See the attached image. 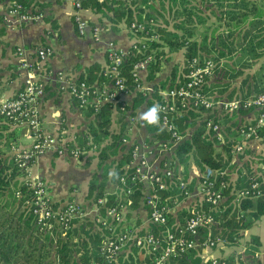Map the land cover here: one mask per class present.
<instances>
[{"label": "built area", "instance_id": "1", "mask_svg": "<svg viewBox=\"0 0 264 264\" xmlns=\"http://www.w3.org/2000/svg\"><path fill=\"white\" fill-rule=\"evenodd\" d=\"M74 8V21L79 34L84 35L88 29L92 31L93 38L96 41H102V29L98 25H91L85 19L81 10L84 0H68ZM22 5L16 1L11 3L9 13L14 16L16 22L30 21L42 18L41 12L34 13L29 10H22ZM151 19L149 22L133 19L129 24V30L133 35L132 46L138 48L148 47L146 42L150 40H159L158 29ZM105 51L108 58V64L105 67L106 79L102 83L88 82L85 78L69 76L59 71L56 79L61 86L67 89L73 95L80 109L91 106L94 109V115L105 104H111L113 108L125 114L128 134L133 133L141 119L137 113V107H146L147 113L151 108L156 109L159 117L155 121L161 127L165 128L170 136L161 137L157 132L149 135L142 140L132 141V157L126 165L127 171L123 173L118 181V192L129 194L132 192L130 184H141L143 191L142 200L147 209V224H138L132 222L124 214L125 202H119L109 206L106 214L101 213L100 208L106 204L107 196H101L97 200L92 199L90 205L69 200L64 203L55 202L49 194L48 185L38 177H32L30 166L34 158L44 152H57L61 155H69L81 159L83 156L95 153L98 149V143L92 139L91 135H85L82 143L77 142L76 138L68 139L64 134H51L46 132L42 126L40 104L45 95V82L42 80L45 64L44 60L53 53L49 46H40L36 49L37 60L31 61L23 59L20 68L27 71L23 86L12 96H6L0 99V114L10 117L14 124L24 126L28 129L27 133L31 137V144L23 148H16L14 152L15 160L19 168L25 175L22 181L29 186L31 197L28 199L32 213L35 216L36 223L40 227L51 228L54 223L62 224L65 228L72 225V220H86L90 213L95 214V222L101 223L107 230L101 243V254L106 261L103 264H113L118 260L120 254L131 252L132 246L138 248V255L143 259L147 254L153 256L151 264H176L174 260L186 255L190 250L204 247H213L222 242L223 238L213 230L209 229L208 236L204 237L201 233V227H212L216 223L213 214L205 210H198L189 217H186L183 223L168 225V213L175 212L178 207L188 199L193 190L189 188L192 178H185L184 174L176 173V167L179 166L178 158H175V149L180 142L189 136V131H180L171 116L178 112L179 103L183 108L188 106H202L207 112H214L213 115L206 113L203 118L207 129L213 132L221 142L227 141L223 121L218 117L224 113L239 111L241 108L258 109L257 120L253 123H242L238 125V136L233 145L232 152L237 155L244 151V140L253 136H258L262 127H264V92L249 96L247 98L235 97L232 99H214L204 92L205 84L213 74L214 62L210 56L201 58L195 56L186 60V79L170 85L159 88L161 101H155L154 105L148 106L147 100L136 108L134 106L135 93L140 92L142 96H148L153 90L152 84L141 81V73L145 71L153 53H148L143 58L137 60L133 67L132 77L136 82L133 88L127 83V76L121 67L123 60L130 52L129 49L121 48L117 43L110 39L105 40ZM25 47H18V53L23 55ZM121 123V122H120ZM137 134L138 132H134ZM160 136V137H159ZM125 142L127 138H122ZM230 140V139H229ZM99 151V150H98ZM227 172L226 169L221 171ZM213 170L207 168L204 172L198 174V185L196 192L199 195L198 202L211 203L214 207L218 206L224 199L222 188L227 185V181H222L216 188L213 180ZM264 177V171L262 172ZM130 183V184H129ZM260 181L254 180L252 188H256L257 194H261L258 189ZM179 188L183 198L178 196L174 198V204L170 197L164 199L159 194L160 190ZM249 189L240 191L239 196L248 194ZM170 200V201H169ZM93 205V206H92ZM156 226L167 224L163 232H154L151 225ZM212 230V232H211ZM203 236V237H202ZM206 261L210 264H230L225 258L207 257ZM93 264H102L99 261Z\"/></svg>", "mask_w": 264, "mask_h": 264}, {"label": "trees", "instance_id": "2", "mask_svg": "<svg viewBox=\"0 0 264 264\" xmlns=\"http://www.w3.org/2000/svg\"><path fill=\"white\" fill-rule=\"evenodd\" d=\"M14 1L22 5V10L28 8L26 0ZM127 1L129 0H124V2L122 0L118 1L121 3H118V13H120V16L126 18L127 23H130L133 19L149 22L152 17L157 18V15L163 17L161 9L164 7V0L161 1L162 8H156L149 3V9L153 12H149L146 14L147 16H143L141 13L142 8H139L140 4L134 7L133 4H136V1ZM144 1L149 2L150 0ZM171 1L176 2L177 0ZM235 1L237 2L231 5L234 7L227 11L230 14V19L233 21L236 19L233 26L253 28V25H255L256 28V31L253 28L252 31L254 32L252 33L251 29L246 28L243 34L239 36L237 44V47L241 50L239 59L244 60L248 64H254V60L264 55V0H259V2L258 0ZM87 2L97 9L106 4L104 0H84V4ZM235 7H238V9L236 10ZM170 8L172 7L170 6ZM191 13L188 16L190 22L192 21V18H190ZM164 20L168 22L166 18ZM182 21L184 22V20ZM182 21L175 23L174 27L185 28L184 33H180L175 29H168L166 24L158 23L156 27L158 29L159 40L146 42L148 46L146 48H142L141 46L134 48L132 44L129 46L130 52L123 60L121 67L128 78L127 83L133 89L136 85L132 77L135 62L148 53H153V58L150 60L145 71L141 73L140 78L142 82L152 84L153 90L148 96H142L140 92L135 93L133 100L135 108L146 100L149 104L148 106L154 105L156 100L161 101L159 88H165L168 85L172 87L177 82V79L180 81L186 79L187 68L184 65L180 73L178 67H173L166 78L161 80L158 78V74L162 69L161 63L163 58L171 60V57H173V55H169V52L183 50L184 64H186L185 62L188 58L195 56L205 57L199 52L201 44H198L199 42L195 39H190L193 31L192 28L195 25L191 24L192 26L186 27ZM164 44L168 46V52H166ZM234 49L235 47H232L231 50ZM219 56H224V53L221 52ZM81 78H85L88 82L100 84L106 79L105 67L96 62L87 69L86 73H82ZM207 85L208 83L206 82L204 92L214 99L219 98V96L213 95V89L215 88L221 96L226 87L222 84H214L215 87ZM257 91L259 93L264 92V87ZM206 110L208 109L195 105L182 109L179 103L178 112L171 114L180 131L191 128L189 136L183 142H180L175 149V158H178L180 166V168L179 166L176 167V173L184 174V177L187 179L190 174L191 168L189 165L192 160H195L194 162L201 172H204L207 168L212 169L214 173L212 178L215 181L216 188L220 186L222 181H227V185L222 188L224 199L216 207L209 202L202 201L201 204L198 203L195 206L194 211H192V207L186 208L181 204L182 207H178L175 212L168 213L167 224L173 226L177 223H183L186 217H189L198 210H205L213 214L217 222L210 228L201 227L202 235L204 237L208 236L209 229H212L213 234L218 233L225 241L237 243L239 238L245 235V230L264 214V177L260 170L257 168L255 170L253 167L240 171V176L236 180L230 179L228 171L221 172L234 159L235 155L232 149L238 133L231 129L228 130L227 142L222 144L225 151L221 152L218 148L217 139L213 137V132L207 129L205 120H203L205 116L208 114L213 115L214 112H207ZM180 112L181 114H179ZM236 112H228L224 116H232ZM86 113L94 115V109L89 106ZM206 113L208 114L206 115ZM156 115L157 117L160 116L159 113H156ZM94 117L95 119L90 121L86 130L87 132H82L81 136H85V134L91 135L95 142L102 144L98 153L100 165L108 158L117 156L113 160L116 164H114V171L111 176L118 183L121 175L127 171L126 165L132 157L131 148L134 143L132 144L131 137L127 133L126 124L128 121H124V118H126L125 114L113 108L111 104L102 106ZM218 118L223 122L225 121L220 116ZM146 121L150 131L157 132L161 137L168 138L170 136V133L159 124H156V122H151L147 119ZM12 124L13 121L10 117L0 114V264H93L96 261L102 264L105 263L104 256L101 254V243L108 230L101 223L95 222V219H92L90 216L85 218L86 220L84 221L79 219L72 220V225L69 228H65L62 224L58 223H54L51 228H42L36 223L35 216L27 203L31 197V190L19 177L22 174V170L19 168L15 157L8 154L16 132V130L10 132ZM237 124L238 122H235V126ZM261 132L263 134L264 129ZM123 137L127 138L128 142H125L122 139ZM233 137L236 138L231 140ZM108 169L109 165L105 166L103 173L105 176L104 181L98 182L94 179L89 185L90 196L94 192L93 199L97 200L101 196H107L106 204L100 208L103 215L106 214L109 206L117 204L121 200L117 193H105V180L109 177ZM257 179L260 181L258 189L261 190V194H257L256 188L251 187L253 181ZM194 185L191 182L189 188L193 190ZM130 186H132V192L127 195L122 194V201L128 203L130 207L136 208L142 203L143 191L139 183H131ZM245 188L249 189L248 194L239 196L240 191ZM180 192L181 190L175 187L168 190H160L159 194L162 199L170 197L171 203L174 204L173 201L176 196L180 200L183 198ZM78 222L82 223L78 225ZM167 224L160 226L152 224L151 230L157 233L163 232ZM250 242L258 245L260 243L259 236L253 235L250 238ZM132 249L133 251L131 250L126 255L120 254L118 260L113 264H118L119 260L121 261H119V264L152 263V255L147 254L143 259L139 260L138 248L132 246ZM201 249L200 247L187 253L189 257H194L195 264L200 263L201 258L196 254ZM186 255L174 260V262L176 264H188ZM225 260L230 264H245L243 260L236 259L234 255L226 257ZM256 264L259 263L257 262Z\"/></svg>", "mask_w": 264, "mask_h": 264}, {"label": "crops", "instance_id": "3", "mask_svg": "<svg viewBox=\"0 0 264 264\" xmlns=\"http://www.w3.org/2000/svg\"><path fill=\"white\" fill-rule=\"evenodd\" d=\"M13 1L0 0V99L14 95L23 86L25 78L27 77V71L24 68H20L21 61L23 59L36 61L38 58L36 49L38 47H51L53 53L44 60V72L47 75L42 76V80L45 82V95L42 97L40 104L42 126L46 132L51 134H64L68 139L75 137L77 142L82 143L84 136H81V133L87 132L86 130L88 129L90 121L95 119V117L93 114L88 115L86 113L89 107H87V110L86 108L80 109L78 107L73 95L61 86L56 76L59 71H63L64 74L69 76L81 77L82 73H86L87 69L96 62L106 67L108 58L105 51V40L112 39L121 48H129L133 42V35L129 30V23H127L126 18L120 16V13H118V5L121 4L118 1L120 0H104L106 4L100 9L93 7L88 2L83 4L81 10L82 16L91 25L101 27L102 41H96L90 29L84 35L79 34L74 21V8L68 0H26L28 3L26 10L34 13L41 12L43 16L40 19L21 22H16L14 16L9 13L11 2ZM122 1L124 2V0ZM134 1H136V4H133L134 7L140 4L139 8H142L141 13L143 16H147L146 14L153 12L148 6L150 2L153 3V0L149 2H145L144 0ZM127 2H131V0ZM152 19L155 25L161 23L159 15H157V18L152 17ZM166 46L164 44L165 49L167 48ZM18 47H25L26 50L23 55L18 53ZM261 59L264 58L260 56L254 60V64H252L254 66L253 70L248 71L244 78L238 80L236 77V81H234V76H239L240 73H243L236 70L235 73H237L230 80L223 81L222 83L219 80L215 82L210 76L207 80V86L215 87L214 84L226 86V90L221 94L224 99H232L234 97L247 98L258 94L259 92L257 90L264 87V60ZM226 65H228L227 62ZM173 67H177V63H173ZM173 67L167 74H165L166 69L163 67L158 74V78L160 80L166 78ZM181 70L182 66H178L179 73ZM136 109V114L142 121L133 130H130L133 132L129 134L132 141L142 140L154 134V131H150L148 128V123L144 118L146 107H137ZM258 113V109L241 108L234 115L226 116L225 118L231 120L227 125H232L235 122L253 123L257 120ZM124 121H126V118H124ZM262 129L264 127L261 128L258 136L244 140V151L237 154L238 156L235 155L230 165L227 166L226 170L230 174V179L236 180L240 176V171L252 167L261 172L264 171V133L262 134ZM12 130H16V132L14 141L11 144V150L8 154L14 156L16 148H23L31 144V137L27 133L28 129L24 126L13 123L10 126V132ZM134 132L138 133L135 134ZM227 132L229 133V131ZM24 136L29 138L26 144L21 141ZM101 146L102 144H98L97 151L83 156L81 158L83 160L69 155H61L57 152L41 153L33 160L31 171L47 183L49 194L55 202L64 203L69 200H75L89 206L94 196V192L91 196L89 194L90 182L94 179L98 182L104 181V175L101 173L97 174L95 168L103 167L105 170V166L109 165V169L112 167L114 171V164L112 163L115 162L113 160L117 157H110L100 165L98 150ZM219 150L221 152L225 151L224 147L219 148ZM75 166L88 169L85 180L82 179L79 182L82 184V190L84 191H81L75 183H69L71 175L67 174V177L62 180L58 174L61 169H69ZM84 166L89 168H84ZM104 170L102 173H104ZM190 173L197 175V177L192 179V182L195 184L193 189L194 196H192V193V197L190 196L188 199L189 202L182 203V206L186 208L193 207L199 198L196 192V186L199 184V167L195 164L193 170H190ZM111 174L105 180V193L118 192L119 183H115L116 181L112 178ZM57 182H63L65 188L68 187V199L61 200L62 197L59 199V197L54 196L55 194L58 196L61 195H59L60 190L57 187L54 189L52 187ZM128 214L131 216L132 220H129L132 222L135 221L141 225L147 224L148 222L147 209L142 203L136 211L137 216L131 212H128ZM253 235L259 236L260 243L258 245L250 242V238ZM201 248L196 254L201 258L199 264H210L206 261L207 257L228 258L231 255H234L236 259L243 260L245 264H256L257 262L264 264V214L245 230V235L239 238L237 243H230L223 239L222 242L213 247L202 246ZM186 261L188 264H195L196 262L194 261V257L191 258L188 254L186 255Z\"/></svg>", "mask_w": 264, "mask_h": 264}, {"label": "rangeland", "instance_id": "4", "mask_svg": "<svg viewBox=\"0 0 264 264\" xmlns=\"http://www.w3.org/2000/svg\"><path fill=\"white\" fill-rule=\"evenodd\" d=\"M161 1L162 0H153V3L150 2V4H152V6H155L156 8H159V7L162 8L161 7ZM240 1H242V0H240ZM173 2L171 0H164L163 1L164 7L161 9L163 11V17L160 16L161 23L166 24L168 29H175L180 33H184L185 28H176V27H174L175 23L181 22L182 20H184V22L182 21V23L186 27L192 26L191 24L195 25L192 28L193 31H192V34L190 36V39H195L199 42L198 44H201V47L199 46V48H200L199 52H201L202 55L210 56L212 58V60L214 62V68H213V74L211 77L215 80V82H218V80H219L222 83L223 81L230 80V78H232L233 75L237 73V72L235 73L236 70L243 72V73H240L239 76L238 75L234 76V78H235L234 81H236V77L238 80H240L241 78H244L246 76L248 71L250 72L253 70L254 66H252V64H248L244 60L239 59V57H240L239 55H241V50L239 49V47H237L238 46L237 44L239 41V36L243 34L244 30L246 28L251 29V33H252V32H254L252 30H253V28H255V25H253V28L252 27H245V28L235 27V26H233V24H235L236 19H234V21L232 19H230V14L227 12L230 8L234 7L231 5L235 4V2H237V1H235V0H224V1L223 0H177L176 2H174V3ZM258 2H259V0H258ZM171 4H175V5H171ZM170 6L172 8H170ZM242 6H243V4H242ZM235 9L237 10L238 7H235ZM190 12H192L190 18H192L191 20L193 21V23H192V21L190 22V20L188 19ZM164 18H166V19L168 18V22H166L164 20ZM255 31H256V28H255ZM166 47H167L166 52H168L169 48H168V46H166ZM232 47H235V49L231 50ZM221 52L224 53V56H219V54ZM171 53L172 52H169V55H173V57H171V60H167L164 57L163 61L161 63L162 68L164 67L166 69L165 74H167L171 70V68L173 67V63H177V67L184 65L183 50L175 51L173 54H171ZM262 58H264V55L262 56ZM261 60H264V59H261ZM226 62L228 65H226ZM247 80H246V82H247ZM207 83H208V81H207ZM224 90H226V87L224 88ZM215 91H216V89H214L215 96L217 95V96H219L220 99L223 100L224 97L220 96L219 93L215 92ZM179 114H181V112ZM224 114H226V113L223 112V114L221 115V117L224 118V120H225L223 122V125L225 126L224 129L226 131L231 129V130L237 132L238 125L235 126V123L232 125H227V123H229L231 120H227L225 118L226 116H224ZM198 120H200V119H198ZM187 130L190 131L191 128H188ZM213 137H215V136L213 135ZM215 138L217 139V142H218L217 144L219 145V148L222 147L221 143L225 144L227 142L225 140V142L220 143V140L217 137H215ZM21 141L26 144L29 141V138L24 136V137H22ZM81 160H83V159H81ZM194 161L195 160H192V162L189 165L191 170H193V166L196 164ZM113 164H116V162ZM77 167L75 166V167L69 168V169H67V168L61 169L58 172V174L62 180L65 179V177H67V174L71 175V177L69 178V183L70 182L75 183L76 186H78V188L81 191H84V190H82L83 189L82 184L79 182H81L82 179L85 180V177L88 173V169H82L80 167H78V168ZM84 168H89V167L84 166ZM96 168H95V170H96L97 174L98 173L103 174L102 173L104 170L103 167H96ZM179 168H180V166H179ZM30 171H31V166H30ZM108 171L111 174V172L113 171V168L111 167ZM30 174L32 175V177H38V176L34 175L32 173V171ZM23 175H25L24 172H22V174L19 175L20 179H22ZM104 177L105 176H103V178ZM196 177H197V175H193L190 173L187 178L194 179ZM115 183H117V182H115ZM52 187H53V189L57 187L58 190H60L59 195L60 194L61 195L58 196L55 194L54 195L55 197H59V199H60V197H62L61 200L68 199L67 196L69 195L68 194L69 190H68V187L65 188V184L63 182H61V183L57 182V184L52 186ZM51 191H52V189H51ZM70 191H71V189H70ZM116 193L120 197L119 199H121V202H122V200H123L122 192L116 191ZM192 196H194V193ZM188 199L184 200V203L189 202ZM142 204H143V200H142ZM140 206H141V204H139L138 207H136V208H132L128 204H125V207H124L125 216L128 219L132 220V218L128 214V212L136 214V211L138 210V208ZM136 216H137V214H136ZM90 217L92 219H95V214L90 213ZM82 222H78L77 224H81ZM52 255H53V253H52ZM124 255H126V254H124ZM140 256H138L139 260H141ZM182 257L183 256H181V258Z\"/></svg>", "mask_w": 264, "mask_h": 264}, {"label": "clouds", "instance_id": "5", "mask_svg": "<svg viewBox=\"0 0 264 264\" xmlns=\"http://www.w3.org/2000/svg\"><path fill=\"white\" fill-rule=\"evenodd\" d=\"M144 118L151 122H155L157 120L156 109L151 108L147 113L144 114Z\"/></svg>", "mask_w": 264, "mask_h": 264}]
</instances>
